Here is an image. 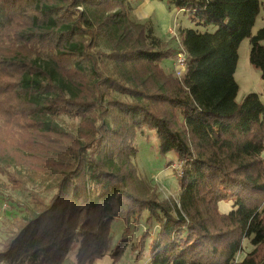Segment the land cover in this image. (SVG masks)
Returning <instances> with one entry per match:
<instances>
[{"label": "trees", "instance_id": "16d2710c", "mask_svg": "<svg viewBox=\"0 0 264 264\" xmlns=\"http://www.w3.org/2000/svg\"><path fill=\"white\" fill-rule=\"evenodd\" d=\"M166 4L197 29L179 33L187 54L182 78L168 76L170 87L151 90L148 81L164 77L158 65L175 52L158 50L153 30L131 22L130 0H0V41L15 47L0 54V114L15 124L35 114L98 122L85 145L47 151L66 164L56 192L49 203L35 199L37 212L9 233L0 260L63 264L73 254L78 264L116 262L131 243L122 237L111 247L112 224L121 221L125 235L132 225L147 226L139 262L264 264V105L257 93L238 101L235 79L238 49L251 39L250 63L264 81V27L252 35L261 1ZM135 75H146L142 89ZM111 92L166 103L172 114ZM6 97L12 103L4 107ZM46 120L38 123L43 136L61 132ZM145 129L155 133L161 156L174 153L180 163L173 207L143 199L130 182L135 138ZM221 203L231 210L222 213ZM245 240L253 249L240 261Z\"/></svg>", "mask_w": 264, "mask_h": 264}, {"label": "rangeland", "instance_id": "374dc122", "mask_svg": "<svg viewBox=\"0 0 264 264\" xmlns=\"http://www.w3.org/2000/svg\"><path fill=\"white\" fill-rule=\"evenodd\" d=\"M130 5L132 9L129 14L131 22L142 24L147 29L153 30V37L161 41L158 50L170 49L175 52L172 58L158 65L162 69L164 77L158 78V76L154 81H148L146 86L151 85L149 86L151 90L165 89L168 83L170 87L169 84H172L173 81L169 77L173 80L182 78L177 74L178 66H176L178 55L185 53L181 47L179 33L187 23L190 24V21L183 11L167 5L166 0H130ZM210 31L212 32L213 29ZM8 48L15 49L14 46L8 47L7 42L0 41V54ZM100 49L103 52H108L107 45ZM14 53L17 52L13 51ZM20 54L25 56L23 53ZM106 67L109 73L118 76L113 63H106ZM130 76L129 78L132 79ZM135 78L136 88L142 89L141 83L146 79V75L142 77L135 75ZM109 95L117 100L148 105L150 109L158 111L162 115L165 114L167 117L172 114L166 103L148 100L144 96H133L119 92H111ZM10 97L5 98L4 107L11 105ZM35 116L37 119L30 116L28 119L20 121V124H15L8 117L5 118L3 114H0V252L3 249L2 243L9 233L16 228L18 222L31 218L37 212L38 206L35 199L38 198L49 203L56 192L55 180L60 174V170L66 167V164L56 163L57 158L51 153L47 154V151L51 148L69 150L74 144L75 146L85 145L92 137L94 128L98 125L93 115L88 119L63 116L53 119L52 122L51 118H43L41 114H35ZM43 119H47V122L57 126L61 132L43 136L38 128V123ZM180 122L179 116L176 123L182 127ZM134 146L137 148L138 155L131 160L129 172L130 182L136 194L143 199H155L172 207L179 204L180 189L177 178L181 172V167L175 154L170 153L166 157L161 156L157 150L155 133L147 129L137 133ZM231 207V203L219 205V209L224 214L228 213ZM146 229L147 226L144 223L139 224V226L132 225L130 231L125 235L123 223L115 221L112 224L110 235L111 247H115L122 237L130 239L131 243L125 250L122 259L114 262L106 257L93 264H148L147 258L140 260V262L137 258L139 237ZM252 249L249 241L245 240L243 243L244 253L238 260L241 261ZM0 264L18 263L11 260H0ZM63 264H78V261L73 254H69Z\"/></svg>", "mask_w": 264, "mask_h": 264}, {"label": "crops", "instance_id": "0c3cea01", "mask_svg": "<svg viewBox=\"0 0 264 264\" xmlns=\"http://www.w3.org/2000/svg\"><path fill=\"white\" fill-rule=\"evenodd\" d=\"M261 1V12L252 30V35H256L264 27V0ZM197 29L194 23H187L183 29ZM264 44V42H263ZM251 39L243 41L239 47L238 66L235 72V79L239 85L238 101H242L250 93H257L264 105V81L260 78V73L250 63ZM264 154V153H263ZM264 158V157H263Z\"/></svg>", "mask_w": 264, "mask_h": 264}, {"label": "built area", "instance_id": "2783aa9c", "mask_svg": "<svg viewBox=\"0 0 264 264\" xmlns=\"http://www.w3.org/2000/svg\"><path fill=\"white\" fill-rule=\"evenodd\" d=\"M187 54L186 52L184 54H179L176 60V66H178L177 74H179L181 77L184 75L186 69H187Z\"/></svg>", "mask_w": 264, "mask_h": 264}]
</instances>
